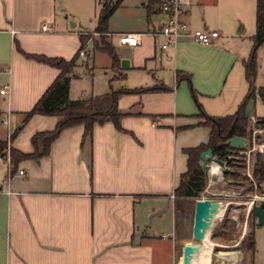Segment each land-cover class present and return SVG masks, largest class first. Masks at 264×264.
<instances>
[{
    "label": "crops",
    "instance_id": "0c3cea01",
    "mask_svg": "<svg viewBox=\"0 0 264 264\" xmlns=\"http://www.w3.org/2000/svg\"><path fill=\"white\" fill-rule=\"evenodd\" d=\"M150 2L154 0H122L108 21L125 7L135 15L115 34L146 32L158 22L160 15L148 14ZM101 3L0 0V89L8 85L7 93H0V140L31 152V137L55 127L59 116L35 113L10 139L60 72L22 51L68 60L83 48L94 60L90 41L82 45L80 36L95 30ZM204 12L223 17L210 45L182 36L176 46L162 50L161 39L149 34L140 45L120 43L132 55L127 65L118 56L119 65L111 68L119 76L109 80V89L114 79L115 88H171L121 95V129L110 120L94 123L87 135L83 124L65 128L48 154L20 160L11 177L9 163L0 157V264H180L183 246L192 243V198L175 193L187 170L183 149L206 143L210 127L199 118L188 82L177 83L176 73L190 76L207 114H234L248 90L244 64L252 46L256 0H195L186 17L191 28H209ZM44 23L49 30H41ZM113 33L108 27L107 34ZM84 61L78 55L70 72L68 95L73 100L92 94L77 87V68ZM257 97L261 100L256 93L255 106ZM258 229L264 249V226Z\"/></svg>",
    "mask_w": 264,
    "mask_h": 264
},
{
    "label": "trees",
    "instance_id": "16d2710c",
    "mask_svg": "<svg viewBox=\"0 0 264 264\" xmlns=\"http://www.w3.org/2000/svg\"><path fill=\"white\" fill-rule=\"evenodd\" d=\"M101 9L97 18L95 32L101 34L108 33V20L114 10L120 5L122 0H101ZM152 3L147 6L148 14H151ZM256 30L253 38V47L248 61L245 63V77L249 84L248 92L243 101L239 104L234 114L215 116L207 114L197 100V93L192 87L190 76L178 71L176 73L177 83L182 79L188 82L189 91L194 101L196 102L199 115L205 118L202 123L210 127L209 139L206 143H201L195 147L184 148L183 151L187 154V170L181 174L179 185L175 189V193L180 196L197 198L200 191L204 187V170L199 163V153L202 150L211 148L214 155L218 159H224L227 165H232L236 160L230 157L228 153L229 146L224 144V141L233 136H247L246 125L248 117L245 114V109L248 101L255 97L256 92L264 102V87H259L256 91L253 86V78L256 75L255 52L257 47L264 41V0H256ZM81 44L85 43V36H80ZM17 49L22 51L18 44ZM81 45V47H82ZM96 49L106 52L111 59V67L115 68L119 65V57L112 45L106 43L103 46L96 45ZM29 58H34L59 68L60 72L44 91L40 98L35 102L33 107L26 113L22 123L10 135L12 139L22 127L27 119L35 114L56 115L60 119L55 127L48 131H38L31 137L33 150L31 152H22L8 145L6 140H0V156L9 151V167L7 177H11L17 168V163L22 159L32 158L38 159L48 154L50 145L55 140L60 132L68 127L76 124L84 125V134L87 135L93 128L94 123L102 124L107 120L112 121L115 126L121 129L120 119L122 113L118 110V99L123 94L138 93V92H154V91H169L170 87L165 85H154L149 87L138 88H110L107 92L90 96L86 99H70L69 81L70 72L75 66L79 51L66 60L61 57H46L44 55L29 54L22 51ZM258 125L264 127V117H258L256 120ZM226 175H232L230 170L225 172ZM254 177L257 184L264 182V162H257V167L254 170ZM249 247L254 250V240L252 233L248 238Z\"/></svg>",
    "mask_w": 264,
    "mask_h": 264
},
{
    "label": "rangeland",
    "instance_id": "374dc122",
    "mask_svg": "<svg viewBox=\"0 0 264 264\" xmlns=\"http://www.w3.org/2000/svg\"><path fill=\"white\" fill-rule=\"evenodd\" d=\"M134 15L135 12L130 7L116 11L110 21H108L109 29L114 31L112 37L110 34L106 35L95 32L94 29L85 33V43L90 41L91 52L95 54V58L93 60L92 57L89 58L91 54L87 55L88 58L84 59V62L87 63H83V65L77 68V87H79L78 89L84 95L86 93H92L90 96H94L107 92L110 85L109 80L114 75L116 77L119 76L118 72H114L111 68L112 64L109 55L93 47H96V45L103 46L109 43L114 47L118 56L122 55L123 59L131 57V50L120 44L119 34L117 35L115 32L124 31V25L128 24L129 19L133 18ZM204 19L208 23L209 28L221 29L219 22L223 21L222 15L215 12L211 14L204 12ZM246 20L248 21V19ZM252 24L255 28L254 12L252 13ZM91 26L93 24L88 23V27ZM254 28L253 33L256 30ZM249 33V31H246L245 35H252ZM252 47L253 38L251 50L245 63L248 61ZM255 63L256 75L253 78V86L257 91L259 87H264V41L256 49ZM2 80L3 76L0 75V83H2ZM115 80L111 81L113 88L118 85V81ZM253 115V117L248 118L246 125L247 144L242 153H236L234 157L236 160L232 165H227L226 163L224 165L218 164L219 172L209 174L208 170L201 165L199 159V163L204 170V187L197 198H209L214 201H220L225 205L222 216L215 221V224L210 229L209 237L213 242L210 253V264H264V249L262 248L261 241L263 232L262 229L255 230L256 226L264 225H259L255 222L253 213V207L264 198V182L257 184L254 177V170L257 167L259 157L264 162V127L256 123L258 117H264V102L258 97L256 98L255 112ZM199 118L205 121V118L201 115H199ZM0 157L3 156L1 155ZM217 159L218 157L214 155V158L208 160L209 165L212 163L211 161ZM225 166L232 172V175H226V171H222V168ZM197 198L191 199L189 210L188 232L190 241L193 239V204ZM250 233H252L254 240V250L248 244ZM256 238L259 240V245L255 242Z\"/></svg>",
    "mask_w": 264,
    "mask_h": 264
},
{
    "label": "built area",
    "instance_id": "2783aa9c",
    "mask_svg": "<svg viewBox=\"0 0 264 264\" xmlns=\"http://www.w3.org/2000/svg\"><path fill=\"white\" fill-rule=\"evenodd\" d=\"M194 2L195 0H154L151 6L152 11L160 15L161 19L146 30V32L127 31L120 33V43L130 47L140 45L143 42L142 36L144 34H149L154 38H160L159 45L162 50L176 46L182 36H188L194 42L202 45L214 43L219 36L218 30L208 27L191 28L189 25L186 17ZM41 30H49L48 24H42ZM79 55L84 59L88 58V54L83 48L79 50ZM7 90L8 85H3L0 93L5 94ZM2 122L8 123V119L2 118ZM2 156L9 163L8 149Z\"/></svg>",
    "mask_w": 264,
    "mask_h": 264
},
{
    "label": "water",
    "instance_id": "95a60500",
    "mask_svg": "<svg viewBox=\"0 0 264 264\" xmlns=\"http://www.w3.org/2000/svg\"><path fill=\"white\" fill-rule=\"evenodd\" d=\"M73 25V22H71ZM128 61L123 59L122 65H127ZM255 108V100L252 98L248 101L245 109V114L248 118L253 117ZM247 137L233 135L224 141V144L228 145V153L230 157H235L236 153H242L244 147L247 144ZM214 158V154L211 148L202 150L199 153V159L201 165L209 170L208 160ZM219 165H224L226 161L224 159L213 160ZM228 167L222 168V171H227ZM222 203L220 201H214L209 198H197L195 200L193 224H192V238L195 242L187 243L182 248V256L180 264H191L192 259L196 257L197 253L201 249V241L204 238L205 232L208 228L211 229L213 221L216 219L215 214L220 211ZM253 213L255 216V222L259 225H264V198H262L258 204L253 207Z\"/></svg>",
    "mask_w": 264,
    "mask_h": 264
},
{
    "label": "bare ground",
    "instance_id": "6f19581e",
    "mask_svg": "<svg viewBox=\"0 0 264 264\" xmlns=\"http://www.w3.org/2000/svg\"><path fill=\"white\" fill-rule=\"evenodd\" d=\"M211 162L212 163L209 165V170H208L209 174L218 173L219 172L218 163L216 161H211ZM224 208H225V205L222 203L220 211H217V213L215 214L214 218L216 219L213 221V224H215V221L222 216ZM209 234H210V228H208L207 231L205 232L204 238L200 243L201 249L197 253L196 257L192 259L191 264H210V253H211V246L213 245V242L211 241ZM192 242H195V240L192 239Z\"/></svg>",
    "mask_w": 264,
    "mask_h": 264
}]
</instances>
